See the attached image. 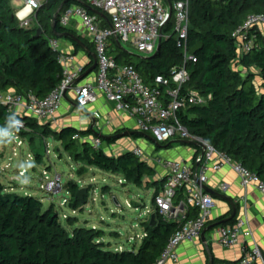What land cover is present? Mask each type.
<instances>
[{
  "label": "trees",
  "instance_id": "trees-1",
  "mask_svg": "<svg viewBox=\"0 0 264 264\" xmlns=\"http://www.w3.org/2000/svg\"><path fill=\"white\" fill-rule=\"evenodd\" d=\"M62 3L60 14L72 5H83L81 0H43L25 27L11 1L0 0V92L13 90L21 96L31 93L41 98L58 85L62 78L60 52L52 48L50 40L75 33L59 24L60 14L52 30L55 12ZM249 14H264V0H189L187 45L189 50L198 44L200 47L193 54L195 60L185 63L189 73L187 88L196 91L205 102L186 107L178 113V119L191 134L202 137L264 181V35L257 28L251 29L253 45L242 53L231 35ZM103 23L107 21L104 19ZM37 29L39 36L35 35ZM170 30L168 22L163 32ZM109 54L118 63L133 65L148 84L155 76L168 75L183 65L182 48L172 36L161 40L156 55L135 60L112 38ZM90 64L83 67L82 73ZM250 68L258 70L259 86L254 83L255 74ZM16 119L23 127L13 125ZM12 132L28 137L38 163L42 162L40 149L51 136L80 164L78 175L87 167H94L116 174L137 188H154L153 203L162 186L154 182V167L131 151L113 157L102 148L93 149L89 143L72 140L74 133L89 135V129L55 131L28 115L8 111L0 103V139ZM162 144L155 143L156 147ZM64 188L70 194L68 205L76 210L80 206L75 199L78 184L67 180ZM153 212L154 224L150 226L149 220L142 223L145 235L139 245L118 251L101 241L102 231L85 226L68 231L60 224L52 204L44 208L39 198L7 192L0 183V264H154L176 225L165 220L155 206ZM233 221L234 218L228 223Z\"/></svg>",
  "mask_w": 264,
  "mask_h": 264
},
{
  "label": "built area",
  "instance_id": "built-area-1",
  "mask_svg": "<svg viewBox=\"0 0 264 264\" xmlns=\"http://www.w3.org/2000/svg\"><path fill=\"white\" fill-rule=\"evenodd\" d=\"M21 1L29 13L17 18L21 25L27 27L32 21L34 11L43 0ZM81 1L83 5H72L59 16V24L64 27L69 26L73 19L79 22L90 37L96 55L95 77L93 81L75 88L76 105L84 107L95 102L96 93L101 92L118 110L132 115L136 119L138 130L149 135L155 143L178 139L189 141L196 147L195 161L198 173L195 175L191 167L183 161L160 156L154 158L155 163L165 171L162 186L154 197V206L165 220L176 225L154 264L176 261L177 246L184 241L200 237L214 207L213 197L203 188L209 167L215 171L225 165L229 166L238 175L242 187L253 186L263 197L264 181L241 163L234 161L231 156L216 150L202 137L191 134L178 119V113L186 107L205 102L196 91L187 88L189 73L185 63L195 60L187 45L190 24L189 0ZM87 6L105 15L109 25H102L98 15L87 11ZM168 22H171V30L163 32ZM263 25L264 14H249L232 31V37L238 42L239 53L246 52L252 47L251 29H260ZM170 36L174 37L178 46L182 48L183 65L173 68L168 75L155 76L150 84L143 81L133 65L118 63L109 54L112 38L121 45L130 43L143 57H148L155 52L159 39ZM50 45L60 52L62 78L56 87L41 98L31 93L21 96L13 90L0 92V103L5 105L8 111L28 115L41 124L52 120L65 91L80 77L83 69L80 66L68 65L72 56L62 54L58 40H50ZM13 125L23 127L17 119ZM10 134L15 140L20 139L16 133ZM71 138L75 141L84 140L78 133H74ZM46 140L45 155L48 156L50 151ZM90 145L93 149H99L101 138H91ZM131 152L142 159L143 154L139 147H133ZM23 172L24 169L20 173ZM42 180L41 188L46 192L57 193L63 188L60 174L49 176L48 172L44 171ZM68 202L69 199L64 198L61 204L67 206ZM243 226L244 220L241 218L231 226H221L218 229V243L223 247L237 244ZM245 234L249 235V232ZM235 264H264L262 252L255 244L249 248L245 247Z\"/></svg>",
  "mask_w": 264,
  "mask_h": 264
},
{
  "label": "crops",
  "instance_id": "crops-1",
  "mask_svg": "<svg viewBox=\"0 0 264 264\" xmlns=\"http://www.w3.org/2000/svg\"><path fill=\"white\" fill-rule=\"evenodd\" d=\"M22 3L21 0H16V5H12L11 3L12 7L16 9V16L18 17H23L29 13L27 8L23 6L19 8L17 6V4L19 5ZM98 17L102 25H109L108 19L105 15L100 13ZM104 19L107 23H103ZM67 28L75 32L74 34H71L74 37H81V40L76 37L77 41L75 42L67 37L58 39L62 54L72 56V60L68 65L70 67L80 66L83 68L91 63L89 66L91 67L93 65V57L91 53L94 52V50L92 49L93 44L90 37L76 19H73ZM258 30L264 35V25ZM84 42L91 45V48H88ZM74 43L78 44V46L75 47ZM95 71L96 68L84 78H78L73 85L65 91L58 111L55 113L52 120L48 122L50 127L55 128V131H60L64 128L77 130L89 129L90 134L83 136L84 140L78 141V143L90 144L91 138L100 137L102 146V143H106V140L112 138L114 142L107 144V151L102 150L113 157L118 156L122 152L131 151L133 147H137L133 145L132 141H129V138L145 136L147 139L154 142L149 135H145L138 130L136 119L132 115L126 111L118 110L116 105L113 102L108 101L101 92L96 93L97 98L95 102L84 107H78L76 105L74 101L75 88L86 82L93 81ZM250 72L255 74L254 83L259 86L261 84V78L258 76V70L250 68ZM96 114L98 115L97 117L95 116ZM91 127L98 135H95L92 132ZM117 135L121 136L117 137ZM135 135L138 137H133ZM182 142L183 140L178 139L163 142L161 146L171 150L169 151L170 153H166V155L163 156L168 157L169 159L183 161L191 167L195 175L198 173V165L195 161L196 147L193 144L188 145ZM124 143L127 146L122 150L119 147V144ZM175 144L185 146L186 149L178 152L174 148ZM158 148L160 147H156L155 145V150ZM154 158L151 160L152 164L148 163L147 160L149 159L144 158V156L142 157V160H145L149 165L154 167V182L162 183L160 182V179L164 177L165 171L155 163ZM87 170L88 169H86V171ZM206 175L207 181L203 184V187L211 191V193H207L213 197L214 207L211 210L209 221L204 228L207 229L204 233V239L199 237L192 241H184L180 243L176 248L177 260L167 261L165 264H208L209 259H212L214 264H235L242 255V249L245 247L249 248L253 244L257 245L261 250L264 263V197L253 186L242 187L238 175L227 165L215 171L209 167L206 171ZM82 176L83 175L79 177ZM122 181L124 182L123 179ZM76 183L78 184V181ZM62 185L64 188V184ZM78 187L81 188L79 184ZM142 188H137V190L145 193L151 192L152 211L149 214L150 216L154 208V203L152 202L154 188L146 189V191H143ZM233 208L234 216L232 218H234V221L228 223L229 220L232 219L228 218L233 213ZM238 218L244 220V226L237 244L232 247L221 246L218 243V229L221 226L233 225ZM142 230V234L139 236L140 241L145 235L143 227ZM245 232H249V235H246ZM110 248L118 251L124 249L122 246Z\"/></svg>",
  "mask_w": 264,
  "mask_h": 264
},
{
  "label": "rangeland",
  "instance_id": "rangeland-1",
  "mask_svg": "<svg viewBox=\"0 0 264 264\" xmlns=\"http://www.w3.org/2000/svg\"><path fill=\"white\" fill-rule=\"evenodd\" d=\"M10 1L12 5H16V0ZM17 6L20 8L23 3ZM122 48L132 54L134 60L137 56L143 57L130 43H123ZM43 124L50 125L48 122ZM19 138L15 140L8 134L0 139V183L7 192L37 197L44 208L52 204L60 224L68 231L74 227L85 226L102 231L101 241L112 248L122 246L124 249H131L133 245H139V236L143 231L141 223L149 220L152 211L151 192H141L123 182L120 176L98 168H86L88 170L85 169L83 176L79 177L81 175L76 171L80 164L75 163L70 153L51 136L46 140L49 155H45L43 145L40 149L42 162L38 163L34 160L28 137ZM129 141L141 149L144 158L149 159L148 163L156 156L168 158L164 156L171 151L163 146L155 150V143L145 136L129 138ZM119 145L122 150L127 146L125 143ZM107 147V143L100 146L103 150ZM174 148L178 152L186 149L180 144H175ZM23 169L25 172L20 173ZM44 171H47L49 176L60 174L62 184L71 179L78 181L81 188L88 187L86 203L76 210L69 205L63 206L61 202L64 198H70L69 192L64 188L57 193L43 190L41 185ZM142 190L146 191L145 188Z\"/></svg>",
  "mask_w": 264,
  "mask_h": 264
},
{
  "label": "water",
  "instance_id": "water-1",
  "mask_svg": "<svg viewBox=\"0 0 264 264\" xmlns=\"http://www.w3.org/2000/svg\"><path fill=\"white\" fill-rule=\"evenodd\" d=\"M62 5H63V3L59 6V8L57 9V11L55 12L54 19H53V21H52V30H54V28H55L56 18H57V16H59V14H60V11H61V8H62ZM87 8H88L92 13H94V14H96V15H99V14H100V12H99L98 10H96V9H93V8H91V7H88V6H87ZM170 13H171V10H170ZM35 35H36V36H39V35H40V29H37V30H36V34H35ZM59 37H67V38H69L71 41H74V42L77 41L76 37H74L73 35L68 34V33H64V34H62L61 36L59 35ZM160 42H161V40L159 39L158 44H157V47H156V50H155V52L152 54V56H154V55H156V54L158 53V51H159V49H160ZM118 44H119L120 47L122 48V45H121L120 43H118ZM199 47H200V44H198V45L192 47V48L190 49V54H195V52L199 49ZM91 55H92V57H93V65H92L91 67H89V68H88V69H87V70H86V71H85V72L79 77V79L84 78L88 73H90L92 70H94V69L96 68V55H95L94 52H92ZM137 57H139V58H144V57H141V56H137ZM78 107H79V106H78ZM91 130H92V132H93L95 135H98V134L92 129V127H91ZM119 136H121V135H117V137H119ZM35 143H36L37 147H39V140H38V138H35ZM182 143H185V144H188V145H189V144H192V143L189 142V141H183ZM163 180H164V177H163L162 179H160V182H163ZM203 188H204V187H203ZM204 190H205L206 192L211 193V191L208 190V189H205V188H204ZM87 196H88L87 188L82 187V188H79L78 191L76 192V194H75V199L78 200V202L80 203V205H83V204H85V199L87 198ZM233 216H234V208H233V213L230 215V217H229L228 219L232 218ZM154 217H155V214H154V212H153V213H151L150 218H149V225H150V226H152V225L154 224ZM206 230H207V229H203V231L201 232V234H200V238H201V239H204V233H205ZM208 264H212V259H209Z\"/></svg>",
  "mask_w": 264,
  "mask_h": 264
}]
</instances>
